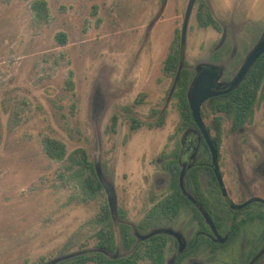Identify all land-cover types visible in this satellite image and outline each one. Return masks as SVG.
Segmentation results:
<instances>
[{
  "label": "rangeland",
  "instance_id": "obj_1",
  "mask_svg": "<svg viewBox=\"0 0 264 264\" xmlns=\"http://www.w3.org/2000/svg\"><path fill=\"white\" fill-rule=\"evenodd\" d=\"M46 1L50 20L37 25L31 0H0V264H40L95 248L106 193L68 202L74 188L57 178L60 162L42 150L43 135L97 158L115 190L112 218L117 223L123 210L133 225L166 194L154 180L162 172L159 158L177 149L181 136L174 77L163 65L190 0ZM205 1L221 31L197 24L195 0L183 58L191 70L215 50L227 56L234 44L244 51L264 29V0ZM60 31L64 44L55 36ZM69 70L72 90L65 86ZM161 109L164 123L148 126ZM131 116L143 124L131 129ZM246 139L237 143L251 144ZM251 141L261 145L264 135ZM221 144L231 145L230 137ZM116 236L124 253L117 230Z\"/></svg>",
  "mask_w": 264,
  "mask_h": 264
},
{
  "label": "flooded vegetation",
  "instance_id": "obj_2",
  "mask_svg": "<svg viewBox=\"0 0 264 264\" xmlns=\"http://www.w3.org/2000/svg\"><path fill=\"white\" fill-rule=\"evenodd\" d=\"M258 38L242 52L232 44L230 50H227V56L222 52L220 60L212 58L210 61L199 62L191 70L189 86L205 65H222L217 85L211 88V91L222 92L206 98L200 106V114L211 140L216 143L218 172L230 203L222 194L204 134L193 120V123L181 129L177 148L179 176L182 167L187 165L183 188L189 197L181 192L190 202L188 208L160 221L157 226L151 223L144 231H139L136 225L124 219L130 224L136 242L143 239L142 234L156 228L168 227L174 230L173 234L161 233L168 237L165 264L176 261L179 264H264V141L258 146L251 141L253 137L264 135V88L258 91L252 108L247 103L241 106L239 99L228 97L248 77L250 68L234 88L224 91L230 87L245 56ZM164 112L161 109L159 114ZM226 136L230 137L232 144L223 147L222 139ZM239 136H246V142L251 144L242 145V141L238 144ZM185 140L196 141L198 144L193 150H186L180 158L182 141ZM167 158V154L159 158L162 160V172L154 179L155 185L167 190L166 194L170 191V175L164 166ZM119 221L122 219L118 218ZM179 242L183 243L180 252Z\"/></svg>",
  "mask_w": 264,
  "mask_h": 264
},
{
  "label": "trees",
  "instance_id": "obj_3",
  "mask_svg": "<svg viewBox=\"0 0 264 264\" xmlns=\"http://www.w3.org/2000/svg\"><path fill=\"white\" fill-rule=\"evenodd\" d=\"M8 1V0H6ZM30 9L33 14V22L37 25H43L49 22L50 14L46 0H31ZM96 9V5H95ZM96 10H94L95 12ZM197 24L200 27L211 26L220 30L219 21L214 17L205 0H199L195 12ZM56 38L61 42H66V34L63 31L58 32ZM180 55V34L178 29L170 45V50L164 59L163 71L167 75L175 77L179 67ZM222 50L213 52V59L220 60ZM191 79V69L186 64L180 69L176 78L173 96L176 98V105L180 115V129L193 123L189 102L187 99V89ZM65 86L72 90L74 88L73 71L69 70L65 80ZM264 88V53L261 54L252 65L248 77L233 91L228 97L240 100L241 106L245 103L252 108L255 99L258 97V91ZM141 93L137 101L142 100ZM165 112L159 114L157 119L146 123L148 126H161L164 123ZM131 119V129H137L143 123L134 116ZM112 124L116 122V116H113ZM216 125L218 121L216 120ZM219 139L217 138V141ZM41 146L48 158L60 162L57 172V178L65 186L74 188L68 197V202H88L98 195L105 193L103 185L100 182L94 161L90 159L87 150L84 147H76L67 151L66 144L55 137L43 135ZM168 158L164 166L170 175L169 193L165 194L152 206L148 208L144 217L136 224L139 231L146 230L151 223L154 226L160 224V221L178 215L182 210L188 208L190 202L181 192L179 186V165L177 162V149L167 154ZM188 178V175L185 177ZM196 178V175H194ZM101 226L94 232L96 244L94 249H81L80 252L55 261L52 264H137L141 259H148L150 264H165V248L167 245V235L158 233L141 239L136 242V237L132 233L131 226L124 221L125 213L120 210L119 217L122 221L116 223L112 218L108 202L101 205L99 212ZM116 223V224H115ZM124 253L117 251V236ZM44 257H41L43 261ZM179 260V259H178ZM39 264V263H32ZM42 264V263H40ZM173 264H179V261Z\"/></svg>",
  "mask_w": 264,
  "mask_h": 264
},
{
  "label": "water",
  "instance_id": "obj_4",
  "mask_svg": "<svg viewBox=\"0 0 264 264\" xmlns=\"http://www.w3.org/2000/svg\"><path fill=\"white\" fill-rule=\"evenodd\" d=\"M194 1L195 0H190L188 5H187L185 18L183 21V27L181 29L179 67H178L176 78H177V76L180 72V69L184 63L183 58H184V43H185V32H186L185 30H186V24L188 21V17H189V14L191 12V8L193 6ZM263 53H264V30L261 32L258 40L253 45V47L250 49V51L247 53V55L245 56L237 74L235 75V77L233 78V80L231 82L230 87L228 89H225L224 91H228V90L234 88L242 80V78L245 76V74L249 71V69L252 67V65L257 60V58ZM221 73H222V65L221 64L210 63V64L205 65L203 67V70L201 71V73L192 80L191 85L189 86V89L187 90V99L189 102L191 114H192L193 120L195 122V125L197 126L198 129H200L203 132L206 143H207V145L210 149V152L212 154V161H213V165H214V169H215L217 178H218L219 183L221 185L222 194H223V196H225V199H227L226 201H228V203H230V200L227 197V193L225 191V188L222 186L221 176L219 175V172H218L216 143L213 140H211L210 135L207 132V128H206L205 124L203 123L202 118H201V114H200V106H201L202 102L206 98H208L209 96L214 95V94L219 93V92H222V91H217V92L211 91V88L214 87L215 85H217L216 80L221 75ZM176 78H175L174 86L176 83ZM197 144H198V142H196V141L195 142H186V140L182 141L183 147L181 150L180 158L184 155L186 150H191V149L193 150V148L195 146H197ZM191 153H190V155H191ZM94 166H95L97 176H98L100 182L102 183L103 189L106 193L107 202H108L110 211H111L112 215L114 216L117 214V209H116V195H115V190H114L113 184L107 177H105V175L102 171L101 165L99 164L97 158L94 161ZM186 169H187V165L185 167H182V169L180 171L179 185H180L181 191L187 197H189L188 193L185 192V190L183 188V180H184V174H185ZM157 233H172L173 234L174 230L171 228H168V227L156 228L152 231H149L147 233L142 234L141 237L144 239V238L151 236L152 234H157ZM182 247H183V243L179 242V252L181 251ZM79 252L80 251H74V252L66 253V254L57 256L51 260H48L46 262H43L42 264H52L57 260L67 258V257L75 255Z\"/></svg>",
  "mask_w": 264,
  "mask_h": 264
}]
</instances>
